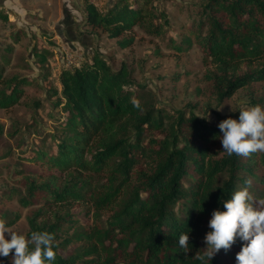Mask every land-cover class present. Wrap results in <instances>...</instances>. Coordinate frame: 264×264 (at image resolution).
Here are the masks:
<instances>
[{
    "label": "trees",
    "instance_id": "1",
    "mask_svg": "<svg viewBox=\"0 0 264 264\" xmlns=\"http://www.w3.org/2000/svg\"><path fill=\"white\" fill-rule=\"evenodd\" d=\"M101 1L82 0L76 7L69 0L82 18L84 31L76 34L91 36L95 47L99 34L120 38L117 46L125 49L133 39L122 36L134 27L160 37L170 26L156 0L99 6ZM195 9L196 22L169 44L178 55L197 47L208 61L203 80L210 95L203 114L210 112L214 123L156 107L152 92L132 80L126 65L112 69L96 48L79 68L60 71L59 92H52L60 113L56 128L47 145L42 140L33 151L30 162L37 168L21 178L22 191L13 194L21 208H33L26 237L39 230L54 234L53 264H202L197 257L213 210H223L221 201L245 180L256 186L254 198H264V152L224 153L218 124L239 112L215 110L238 90L264 86V0H200ZM0 20L9 23L2 8ZM33 51L39 67L53 54L36 46ZM8 52L0 55V110L11 108L31 84L4 76ZM255 104L262 106L264 96ZM182 232H189L187 253L178 243ZM241 244L227 253L221 249L208 264H236ZM11 256L0 258L12 264Z\"/></svg>",
    "mask_w": 264,
    "mask_h": 264
},
{
    "label": "rangeland",
    "instance_id": "2",
    "mask_svg": "<svg viewBox=\"0 0 264 264\" xmlns=\"http://www.w3.org/2000/svg\"><path fill=\"white\" fill-rule=\"evenodd\" d=\"M67 1L24 0L23 6L27 12L17 16V19L8 16L10 23L0 20V55L10 50L7 53L9 63L4 65V76L31 80V84L22 89L19 100L11 108L0 110V217L8 223L18 217L11 228L24 235L27 232L26 217L33 208H21L13 194L22 191L19 184L21 178L37 168L30 162L33 151L42 140H45L46 146L50 134L56 128L54 118L60 113L53 106L57 96L52 95V92H59L60 71L69 69L60 53L63 46L56 41L55 35L59 41H64L67 50L81 58V63L88 62L96 48L112 69H118L122 63L126 65L132 80L152 92L151 102L156 107L164 108L168 113L175 110L192 112L198 117L205 116L210 123L215 122L210 112L203 114L210 95L203 80L208 61L197 47L178 55L169 44L170 39L180 40L179 34L190 25L191 20L196 22L195 8L200 0H156L169 16V28L162 36L153 37L134 27L122 36L133 39L132 45L125 49L117 46L120 38L108 39L105 34H99L96 47L95 41H89L86 35L78 37L71 23L79 15L72 11ZM113 1L102 0L98 4L109 5ZM72 2L76 7L82 5V0ZM17 3L20 4V0ZM18 30H23L24 34L21 33L16 42L14 36ZM76 31L78 34L84 31L82 18L75 24ZM34 46L36 50L46 48L53 52L43 67H39L36 62ZM262 87L255 85L251 89L238 90L220 106V110L215 109L213 102L210 108L228 115L249 104L255 105L264 96ZM255 187L251 184L250 191ZM10 196L14 197L10 200Z\"/></svg>",
    "mask_w": 264,
    "mask_h": 264
},
{
    "label": "clouds",
    "instance_id": "3",
    "mask_svg": "<svg viewBox=\"0 0 264 264\" xmlns=\"http://www.w3.org/2000/svg\"><path fill=\"white\" fill-rule=\"evenodd\" d=\"M132 104L139 107L140 101L133 98ZM238 111V118L229 116L218 124L222 151L228 156L244 157L264 152V106L249 104ZM251 183L245 180L244 187L221 201L223 210H213L208 221L210 230L204 236V251L197 257L202 264H208L221 249L227 253L237 241L242 244L236 253V264H264V198H254ZM189 240V232L180 234L178 243L186 253L191 250ZM10 253L12 264H53L54 234L39 230L26 237L13 231L6 219L0 217V257Z\"/></svg>",
    "mask_w": 264,
    "mask_h": 264
},
{
    "label": "crops",
    "instance_id": "4",
    "mask_svg": "<svg viewBox=\"0 0 264 264\" xmlns=\"http://www.w3.org/2000/svg\"><path fill=\"white\" fill-rule=\"evenodd\" d=\"M17 1L18 0H1L0 1V8H2V9H4V11H5V13L7 14V17L8 16H13L14 17V19H17V16H20L23 12L25 13V12H27L26 10H25V8H24V6H23V1L24 0H20V4H18L17 3ZM49 1H51V0H49ZM4 2V3H3ZM68 3H69V5H70V2H69V0L67 1ZM2 4H5L4 6L2 5ZM71 7V6H70ZM71 9H72V11L77 15H79V18H75V19H73L72 20V23H71V28H72V30H74V33L76 34V32H75V24H76V22H78L79 20H81V16H80V14L76 11V10H74L72 7H71ZM21 12V13H20ZM9 21V20H8ZM11 21H9V23H10ZM77 35V34H76ZM78 36V35H77ZM78 37H81V36H78ZM87 38L89 39V41H92L93 40V38L91 37V36H87ZM55 39H56V41L58 42V43H61V46H63V47H68L65 43H64V41H59V39L56 37V35H55ZM73 51V50H72Z\"/></svg>",
    "mask_w": 264,
    "mask_h": 264
},
{
    "label": "built area",
    "instance_id": "5",
    "mask_svg": "<svg viewBox=\"0 0 264 264\" xmlns=\"http://www.w3.org/2000/svg\"><path fill=\"white\" fill-rule=\"evenodd\" d=\"M60 53L63 55L64 62L67 65L68 68H79L81 63V58L67 50V48L62 47V50Z\"/></svg>",
    "mask_w": 264,
    "mask_h": 264
}]
</instances>
